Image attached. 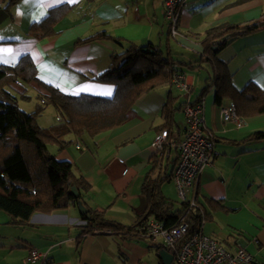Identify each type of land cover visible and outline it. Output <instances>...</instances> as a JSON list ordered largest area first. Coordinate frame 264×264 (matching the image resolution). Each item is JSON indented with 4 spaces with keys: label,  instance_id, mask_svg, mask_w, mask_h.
<instances>
[{
    "label": "crops",
    "instance_id": "0c3cea01",
    "mask_svg": "<svg viewBox=\"0 0 264 264\" xmlns=\"http://www.w3.org/2000/svg\"><path fill=\"white\" fill-rule=\"evenodd\" d=\"M164 3L21 0L10 11L6 4L0 9V64L14 65L21 56L29 55L37 69V82L12 84L17 104L19 98L29 102L30 110L25 112L41 107L39 125L66 143L61 150L57 145L49 150L57 160L72 163L74 174L90 185L82 197L87 209L102 212L107 219L127 227L136 224L148 206L142 185L155 156L152 143L165 124L162 110L168 95L179 96L177 105L181 108L174 114L172 129L181 139L185 129L182 105L199 99L206 79L213 75L211 65L205 63L197 71L185 73L192 85L189 96L176 91L170 81L159 85L136 102L125 123L95 137L67 131L65 118L48 103L50 93L44 85L72 96L111 98L115 85L95 79L109 69L111 55L122 52L128 43H151L174 61L195 64L202 57V42L209 29L264 20V0H186L179 34L173 36ZM62 5L71 9L55 26L56 34L44 39L31 37L32 24ZM102 32L122 45L107 40L78 42ZM218 58L227 64L238 90L252 83L264 89V31L238 37ZM203 103L206 125L216 139L211 166L203 171L199 183L200 201L210 215L204 232L229 250L245 248L258 264H264V139L246 140L264 131V114L243 118L241 127L224 122L214 86ZM229 103L224 101L223 105ZM175 149V145L170 147L154 177L173 175L176 165L167 161L177 159ZM161 189L175 202L177 190L172 179ZM209 202L220 203L227 210L213 211ZM82 221L78 206L52 214L37 213L28 225L13 223L0 210V264H28L25 261L32 249L47 253L45 264H164L162 251L157 250L161 238H123L113 232L82 235Z\"/></svg>",
    "mask_w": 264,
    "mask_h": 264
},
{
    "label": "trees",
    "instance_id": "16d2710c",
    "mask_svg": "<svg viewBox=\"0 0 264 264\" xmlns=\"http://www.w3.org/2000/svg\"><path fill=\"white\" fill-rule=\"evenodd\" d=\"M20 1L0 0V9L2 4H6L5 9L10 11ZM70 9L69 5L51 9L45 18L32 24L29 29L30 36L36 39L54 36L55 26ZM261 31H264V20L251 24L225 23L209 29L202 42V57L195 64L174 61L151 43L143 46L128 43L122 52H114L111 55L109 69L95 79L115 85V93L111 98L72 96L44 85L50 93L46 99L65 118L68 132L78 136L87 134L95 137L125 123L136 102L155 87L169 82L175 73L195 72L202 64L208 63L212 67L213 75L206 79L207 86L195 103L203 101L214 86L219 106H224V101L233 103L241 118L262 115L264 89L252 83L243 90H238L233 85V75L227 64L218 58L219 53L238 37L251 36ZM96 40H107L122 45V41L105 32L78 42ZM32 81H38L37 69L29 55L21 56L14 65L0 64V210L9 216L13 223L19 225H28L37 213L52 214L70 206H78L83 195L90 190V185L85 179L74 174L72 163L59 161L50 152L49 146L57 145L61 150L66 147V143L60 140L59 135L39 125L38 116L42 108L28 113L18 107L17 98L11 91L12 84ZM178 101L179 96L168 95L162 110L165 124L160 127L161 132L167 131L175 146L180 142L179 136H175L172 129L175 124L174 114L181 108L177 105ZM254 139H264V131L253 133L246 138L247 141ZM175 150L179 155L177 147ZM165 157V153H155L152 167L142 185L148 206L136 224L127 227L107 219L102 212L88 209L87 214L82 216L87 222L82 226V235L92 234L95 230H111L123 238L144 239L146 237L139 229L151 217L164 223L165 228L171 229L185 215L190 224L189 236L194 234L202 222V214L198 210H189L188 204L182 201L181 207L176 208L175 202L164 196L162 185L172 179V173L163 178L154 177ZM178 158L179 156L173 162L168 158L167 162L177 165ZM73 188L79 192V198L74 196ZM203 205L207 211L206 205ZM209 205L213 211L227 210L220 203L209 202ZM209 216L206 212L205 219L208 220ZM157 250L161 252L164 249L158 246Z\"/></svg>",
    "mask_w": 264,
    "mask_h": 264
},
{
    "label": "built area",
    "instance_id": "2783aa9c",
    "mask_svg": "<svg viewBox=\"0 0 264 264\" xmlns=\"http://www.w3.org/2000/svg\"><path fill=\"white\" fill-rule=\"evenodd\" d=\"M186 5V0H165V17L170 24L173 36L179 34L180 18ZM170 83L184 96H189L192 92V85L183 73H175ZM182 112L185 118V129L183 137L176 146L179 158L172 181L180 201L187 203L189 210H198L202 214V222L198 230L190 236V224L186 220V215L171 229L165 228L164 223L151 217L139 230L146 238H161V246L173 255L176 264H258L255 257L245 248L238 247L235 250H229L217 239L205 234L206 211L200 201L199 183L203 171L211 166L216 139L206 125L203 101L185 102L182 105ZM221 114L224 122H232L237 127L242 126L243 118L238 116L233 103L221 106ZM172 145H175L174 141L167 131L157 134L152 143L155 153H165L167 156L170 154ZM86 224L85 220L81 222L83 226ZM94 232L100 233L101 231L95 230ZM105 232L112 233L111 230ZM255 242L258 243L257 240ZM47 260V253L32 249L25 262L45 264Z\"/></svg>",
    "mask_w": 264,
    "mask_h": 264
},
{
    "label": "water",
    "instance_id": "95a60500",
    "mask_svg": "<svg viewBox=\"0 0 264 264\" xmlns=\"http://www.w3.org/2000/svg\"><path fill=\"white\" fill-rule=\"evenodd\" d=\"M73 194L76 198H79V196H80L79 192L75 188H73ZM78 209H79L80 215H82V216L86 215L88 212L87 207L83 204L82 201L78 202ZM160 257L163 260L164 264H171L172 261L174 260L173 255L166 250H163L160 253Z\"/></svg>",
    "mask_w": 264,
    "mask_h": 264
},
{
    "label": "rangeland",
    "instance_id": "374dc122",
    "mask_svg": "<svg viewBox=\"0 0 264 264\" xmlns=\"http://www.w3.org/2000/svg\"><path fill=\"white\" fill-rule=\"evenodd\" d=\"M199 93H200V91H199ZM32 104L34 105V102H32ZM17 105L22 110H30V109L27 108L28 106H30L29 102L24 101L21 98H19V101H18V104ZM33 111H28V112H33ZM174 192H175L174 195H175V198H176L175 199V207L176 208H180L181 207V205H180V199L178 198V195L176 194V191H174Z\"/></svg>",
    "mask_w": 264,
    "mask_h": 264
},
{
    "label": "snow or ice",
    "instance_id": "6c2138e0",
    "mask_svg": "<svg viewBox=\"0 0 264 264\" xmlns=\"http://www.w3.org/2000/svg\"><path fill=\"white\" fill-rule=\"evenodd\" d=\"M110 94V93H109Z\"/></svg>",
    "mask_w": 264,
    "mask_h": 264
}]
</instances>
